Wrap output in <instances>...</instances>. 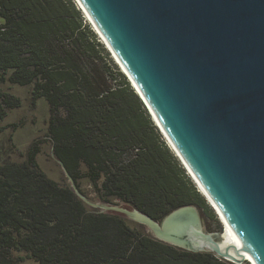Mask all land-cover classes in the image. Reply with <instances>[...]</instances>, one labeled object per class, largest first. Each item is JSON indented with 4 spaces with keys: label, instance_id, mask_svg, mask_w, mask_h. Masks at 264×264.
<instances>
[{
    "label": "trees",
    "instance_id": "1",
    "mask_svg": "<svg viewBox=\"0 0 264 264\" xmlns=\"http://www.w3.org/2000/svg\"><path fill=\"white\" fill-rule=\"evenodd\" d=\"M112 64L74 0H0V121L21 103L1 84H31L32 98L49 105L53 153L78 188L88 178L102 200L158 221L194 205L216 222ZM39 150L33 143L23 161L0 164V264H233L159 241L117 213L88 211L70 185L41 170Z\"/></svg>",
    "mask_w": 264,
    "mask_h": 264
},
{
    "label": "water",
    "instance_id": "2",
    "mask_svg": "<svg viewBox=\"0 0 264 264\" xmlns=\"http://www.w3.org/2000/svg\"><path fill=\"white\" fill-rule=\"evenodd\" d=\"M75 1L226 228L207 232L194 205L160 221L99 206L178 248L264 264V0Z\"/></svg>",
    "mask_w": 264,
    "mask_h": 264
},
{
    "label": "rangeland",
    "instance_id": "3",
    "mask_svg": "<svg viewBox=\"0 0 264 264\" xmlns=\"http://www.w3.org/2000/svg\"><path fill=\"white\" fill-rule=\"evenodd\" d=\"M85 19L92 27L90 21L86 17ZM92 29L94 30L93 27ZM100 40L102 41L101 38ZM108 52L111 57V62L113 63L111 67H115V69L121 71L119 64L116 63L110 51ZM125 78L128 79L126 76ZM1 88L2 90L18 97L21 103L19 107L9 109L7 115L0 121V164L11 161H23L26 157L28 148L33 143H36L40 149L36 156V161L41 170L48 178L60 184L71 185L67 172L63 169L62 165L53 153L52 143L48 135L50 110L47 101L44 98H32L31 84L21 86L5 82L1 84ZM82 167L84 169V166ZM78 183L80 188L78 189L84 197V200L82 201L88 211L117 213L112 210H103L99 206L111 204L131 209L129 206L116 199L102 200L96 190V187L88 180V178H81L78 180ZM198 211L202 218L203 228L207 232H224L223 223L220 221L213 209L212 211L216 216V222L211 218L204 216L200 209H198ZM117 214L125 218L130 225L150 234L147 232L148 229L144 225L131 220L124 214ZM19 264L37 263L32 259H26Z\"/></svg>",
    "mask_w": 264,
    "mask_h": 264
},
{
    "label": "bare ground",
    "instance_id": "4",
    "mask_svg": "<svg viewBox=\"0 0 264 264\" xmlns=\"http://www.w3.org/2000/svg\"><path fill=\"white\" fill-rule=\"evenodd\" d=\"M90 21V20H89ZM102 39V42H104L105 40L103 39V38H101ZM104 43H106V41L104 42ZM107 44V43H106ZM107 47H109V46H107ZM109 50H110V48H109ZM111 51V50H110ZM113 53V52H112ZM112 57L114 58V60L116 61V63H118L119 64V66H120V68L122 69V71L126 74V75H128V73H127V71L125 70V68L122 66V64L119 62V60L116 58V56L114 55V53L112 54ZM129 79H131V78H129ZM133 82V81H132ZM133 84H134V82H133ZM134 86L136 87V85L134 84ZM137 88V87H136ZM144 98V97H143ZM145 100V99H144ZM145 102H146V100H145ZM147 103V102H146ZM148 105V104H147ZM149 106V105H148ZM150 108V107H149ZM151 109V108H150ZM155 120L157 121V119H156V117H155ZM157 123L159 124V122L157 121ZM162 128V127H161ZM163 133H164V135H165V140H166V142L168 143V145L171 143V141L169 140V138L167 137V135L165 134V132L163 131ZM172 144V143H171ZM173 146V145H172ZM172 149V148H171ZM174 149V150H173ZM173 149H172V151L174 152V153H176V149L174 148V146H173ZM179 154V153H178ZM198 182V181H197ZM199 183V182H198ZM200 187H198L200 190L199 191H201L206 197H207V199H208V204L209 205H212V206H210L211 208L212 207H214V208H212V209H214V211H215V213L217 212V216H218V218L220 219V221L223 223V228L225 229L226 228V223H225V221L223 220V218L221 217V215H220V213L218 212V210H217V208L215 207V205L213 204V202L211 201V199L208 197V195L206 194V192L203 190V188L201 187V185H199ZM224 229H223V231H224ZM223 235H224V232H223ZM241 251H242V254H243V256L247 259V260H249V263L250 264H255L254 262H253V260L250 258V256L247 254V252L244 250V249H241Z\"/></svg>",
    "mask_w": 264,
    "mask_h": 264
},
{
    "label": "clouds",
    "instance_id": "5",
    "mask_svg": "<svg viewBox=\"0 0 264 264\" xmlns=\"http://www.w3.org/2000/svg\"><path fill=\"white\" fill-rule=\"evenodd\" d=\"M75 1V0H74ZM76 2V1H75ZM77 4V3H76ZM78 6V5H77ZM83 13V12H82ZM83 15H84V17H86L85 16V14L83 13ZM87 18V17H86ZM88 19V18H87ZM93 27V26H92ZM95 31V30H94ZM97 34V33H96ZM98 35V34H97ZM98 37H99V35H98ZM104 44V43H103ZM109 51V50H108ZM112 55V54H111ZM120 67V66H119ZM121 69V68H120ZM121 71H122V69H121ZM123 72V71H122ZM124 73V72H123ZM125 74V73H124ZM125 76H126V74H125ZM127 77V76H126ZM129 80V79H128ZM129 82H130V80H129ZM164 137V136H163Z\"/></svg>",
    "mask_w": 264,
    "mask_h": 264
}]
</instances>
